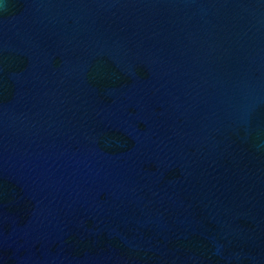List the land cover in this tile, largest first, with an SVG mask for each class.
<instances>
[{
    "label": "water",
    "instance_id": "obj_1",
    "mask_svg": "<svg viewBox=\"0 0 264 264\" xmlns=\"http://www.w3.org/2000/svg\"><path fill=\"white\" fill-rule=\"evenodd\" d=\"M0 264H264V0H0Z\"/></svg>",
    "mask_w": 264,
    "mask_h": 264
}]
</instances>
